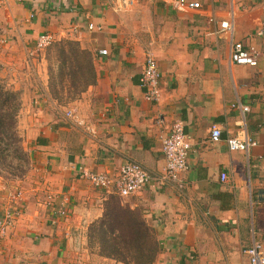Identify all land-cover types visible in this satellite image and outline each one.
<instances>
[{
    "label": "crops",
    "instance_id": "0c3cea01",
    "mask_svg": "<svg viewBox=\"0 0 264 264\" xmlns=\"http://www.w3.org/2000/svg\"><path fill=\"white\" fill-rule=\"evenodd\" d=\"M124 1L0 0V79L19 94L17 127L30 162L23 179L0 178V213L9 193L22 192L0 264H120L91 253L86 239L113 188L95 189L80 174L116 179L127 162L151 177L119 201L154 229V264H249L252 242L264 247V0H185L200 10L179 8L180 0ZM224 21L231 35L220 32ZM41 34L75 41L93 57L96 83L67 105L47 96L46 63L35 51ZM231 42L254 50L256 67L231 64ZM148 47L160 73L157 103L139 86ZM176 122L191 147L186 169L159 182L161 140ZM243 134L255 146L230 152L226 140Z\"/></svg>",
    "mask_w": 264,
    "mask_h": 264
},
{
    "label": "trees",
    "instance_id": "16d2710c",
    "mask_svg": "<svg viewBox=\"0 0 264 264\" xmlns=\"http://www.w3.org/2000/svg\"><path fill=\"white\" fill-rule=\"evenodd\" d=\"M46 63L47 96L58 106L77 100L96 83L91 53L72 40L54 41L42 52ZM20 99L0 80V178L21 180L29 157L17 133ZM87 247L98 257L120 264H154L160 253L154 229L140 209L122 205L115 194L103 202L101 217L86 232Z\"/></svg>",
    "mask_w": 264,
    "mask_h": 264
},
{
    "label": "built area",
    "instance_id": "2783aa9c",
    "mask_svg": "<svg viewBox=\"0 0 264 264\" xmlns=\"http://www.w3.org/2000/svg\"><path fill=\"white\" fill-rule=\"evenodd\" d=\"M126 5L130 6L134 0H125ZM177 7L185 10H200L198 2H189L180 0L176 2ZM88 30H93V26H88ZM220 32H227L231 35V21H224L219 24ZM261 34V33H260ZM259 34V35H260ZM53 42L48 34H41L35 41V51L37 53L44 51ZM99 55L105 56V50L99 51ZM34 56V54H31ZM258 54L245 47L241 42H231L229 49L230 63L237 66H246L254 68L257 65ZM159 80L160 73L157 68L153 52L148 47L144 52V67L139 79V86L143 90V98L149 103L159 101ZM232 109H237L243 115L249 112V107L234 102L231 104ZM70 117V114L66 115ZM221 132L218 127L210 130L209 139L215 143L220 140ZM227 148L230 152H245L255 146L245 134L241 137L228 138L226 140ZM161 153L164 158V172L158 179L159 182H175L181 172L186 169V160L190 152V144L183 132V125L176 122L172 125L171 130L164 139L161 140ZM95 189L107 190L113 188V192L120 198L129 197L142 190L151 181L148 172L135 162H127L119 171L116 179H110L101 174H93L82 171L80 174ZM221 182H225V174H220ZM264 200V194H263ZM22 200L21 190H14L8 194L0 213V242L5 238L7 232L14 226L18 217L17 205ZM55 216L65 218L66 212L63 209L56 211ZM55 221H52L54 223ZM249 258V264H264V247L258 242H252L251 246L245 251Z\"/></svg>",
    "mask_w": 264,
    "mask_h": 264
},
{
    "label": "rangeland",
    "instance_id": "374dc122",
    "mask_svg": "<svg viewBox=\"0 0 264 264\" xmlns=\"http://www.w3.org/2000/svg\"><path fill=\"white\" fill-rule=\"evenodd\" d=\"M43 52V51H42ZM42 52H39V54H42ZM32 53L30 52V53H27V55H26V63H27V66L31 69V67H32V65L34 64V61L35 62H37L36 61V59H37V56L34 54V56L33 55H31ZM45 69H46V67H45ZM30 75H31V77H28V81L29 80H31V79H34L33 78V76H32V73H30ZM1 80V79H0ZM2 82H4L3 80H1ZM4 84L6 85V88H9L8 86H7V84L4 82ZM10 89V88H9ZM11 90V89H10ZM19 95V94H18ZM19 99H20V97H19ZM20 110V109H19ZM18 114H19V112H18ZM18 118V117H17ZM17 124H18V120H17ZM18 126V125H17ZM17 133H18V135H19V137H20V134H19V131H18V127H17ZM21 138V137H20ZM22 140V139H21Z\"/></svg>",
    "mask_w": 264,
    "mask_h": 264
}]
</instances>
